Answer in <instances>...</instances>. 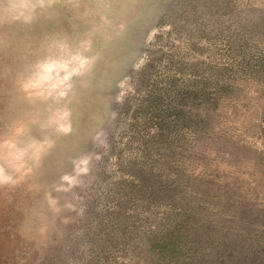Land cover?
Here are the masks:
<instances>
[{"label": "rangeland", "instance_id": "rangeland-1", "mask_svg": "<svg viewBox=\"0 0 264 264\" xmlns=\"http://www.w3.org/2000/svg\"><path fill=\"white\" fill-rule=\"evenodd\" d=\"M53 34L99 59L73 134L0 189V264H264V0H57L0 28V126ZM73 182L76 211L53 216Z\"/></svg>", "mask_w": 264, "mask_h": 264}, {"label": "clouds", "instance_id": "clouds-1", "mask_svg": "<svg viewBox=\"0 0 264 264\" xmlns=\"http://www.w3.org/2000/svg\"><path fill=\"white\" fill-rule=\"evenodd\" d=\"M57 0H0V28L10 25H30L38 15L47 12ZM82 0H65L78 9ZM107 22V21H106ZM98 55L93 40L85 35L73 42L67 36L53 34L46 38L40 54L17 73L15 85L25 107L0 126V189H15L27 183L43 167L58 140L74 132L71 107L74 90L92 73ZM62 71L58 79L53 66ZM103 130L92 139L102 141ZM77 178L85 173L73 163ZM67 182V177L63 178ZM78 187L58 189L67 200L49 198L53 216L76 211L72 192Z\"/></svg>", "mask_w": 264, "mask_h": 264}]
</instances>
